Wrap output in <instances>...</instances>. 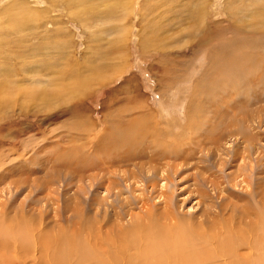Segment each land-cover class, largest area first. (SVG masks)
Returning a JSON list of instances; mask_svg holds the SVG:
<instances>
[{"label":"rangeland","instance_id":"374dc122","mask_svg":"<svg viewBox=\"0 0 264 264\" xmlns=\"http://www.w3.org/2000/svg\"><path fill=\"white\" fill-rule=\"evenodd\" d=\"M123 131L139 156L102 170ZM169 200L264 224V0H0V264L115 254Z\"/></svg>","mask_w":264,"mask_h":264},{"label":"bare ground","instance_id":"6f19581e","mask_svg":"<svg viewBox=\"0 0 264 264\" xmlns=\"http://www.w3.org/2000/svg\"><path fill=\"white\" fill-rule=\"evenodd\" d=\"M234 59L235 58H233V60ZM238 61L239 59L237 60V62ZM216 74L219 75L221 73L218 74V71H216ZM125 131H123L122 135L120 136L121 139L119 138L120 140L119 144H116V137L114 142L112 141L113 140L112 138H108L110 141L109 143L116 145L114 150H113V145L110 147L99 146L98 152L102 155L101 157H103V159L105 158V162H103V165L105 166V164H107L106 167H102L103 168L102 170L109 171L113 167L117 168L119 167V163H125L130 158L134 159L137 156H139L137 153V151L139 150L137 149H133L132 151L130 150L132 152L131 154L130 151H127L125 153L120 152V148L124 147L123 145H127L130 148L133 147L136 148L135 145L131 143L130 138L128 136L130 131L128 134H125ZM133 153L134 155H132ZM114 173L115 171L109 172V174H113V175ZM131 175L133 176H131L129 180L136 179V176H134V174ZM126 176L123 175L122 180H125L124 177ZM204 182L205 181H203L202 183ZM214 184L216 183L211 184L213 185L212 187L215 186ZM112 189L115 190L116 188L114 189L109 187L106 189V191H111ZM162 197L163 200H165L166 202V198L164 194L160 196V199ZM168 203L170 204L171 201L169 200ZM168 203H166L165 211L162 212L163 215H160L159 217H157V215L154 213H148L146 217H135L132 220L131 225H129L130 229L128 231H125L123 236L120 238L121 239L120 243L115 244L114 246L115 254L101 253L99 255L96 253V251L88 252L87 250L92 248L84 242L80 247L81 257L79 255L80 259H78L74 264H264V232H261L262 231L261 226L264 224H261L262 222L259 221L260 222L259 225L252 227V225L255 224V220H254L253 222H250V224L247 225L248 220H250L251 218L250 209H246L245 211L243 210V213L240 211L239 215L237 216L239 220L234 216L237 214H234L231 210V214L228 215V218H225L226 226L227 224L228 226L229 225L232 226L229 227V229L220 223L219 218L214 217L213 218L214 220H212L210 218L211 217L210 215L212 214H210L208 210L209 217L207 218V220L202 219V221L196 223V225L198 226H191V224L195 222H189V225L194 228V230H189L191 229L189 225L186 224L184 228L180 227L183 226L181 225L182 223L178 222L177 219H175V217L172 215V213L167 212V210L171 206V204L169 205ZM227 205L229 206L230 203L221 204L222 212L227 211L228 209L226 208ZM204 215L208 216L206 212H204ZM242 215H245L247 217L246 225L249 227V231L247 230L246 232L248 233V238H246L245 236H241L243 234L241 233L240 229L241 230L245 229L242 228V226H244V221H243L244 216L242 217ZM261 215L262 214L260 212V218L263 217V216L261 217ZM114 216L116 217L118 216V214L115 213ZM160 219L162 221H160ZM257 219L259 218L257 217ZM122 225L123 224H121V226ZM240 225L241 227L239 229ZM3 233L5 234V231ZM3 237L4 238L0 237L1 239L0 241H2V239L5 240L4 241L5 245H12V242L13 244L14 242H16L15 241L16 239L14 238L12 239L13 236L11 237V239L8 238V235H4ZM241 239L242 242H239V240ZM236 240L239 243H237ZM19 242L23 243V241L22 242L19 241ZM36 243L39 252H41L40 246L45 247L46 249L47 247L45 245L50 244L49 241H47L44 238L38 240ZM15 245L17 246V242L15 243ZM28 246L29 245L27 244L26 247L28 248ZM21 248L24 249L22 245ZM55 248L57 250H61V248L57 246ZM6 249L4 248V251ZM247 249L249 250V253ZM1 250L2 249H0V251ZM126 250H129L130 252V255L128 257L124 256ZM244 250L247 253L245 252L242 253V251ZM42 257L43 255L39 253L38 261L36 260L35 262H32V264L51 263L46 258H42ZM55 257L58 258L57 256ZM0 259L4 260L5 257ZM65 261H67V259ZM68 261L69 262L67 263L70 264L71 263L70 258L68 259ZM59 264H66V262L61 261Z\"/></svg>","mask_w":264,"mask_h":264}]
</instances>
